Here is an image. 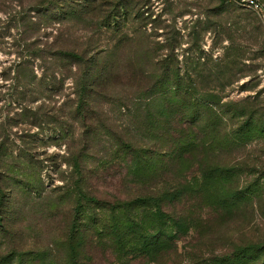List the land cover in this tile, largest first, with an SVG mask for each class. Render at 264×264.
Listing matches in <instances>:
<instances>
[{
	"label": "rangeland",
	"instance_id": "374dc122",
	"mask_svg": "<svg viewBox=\"0 0 264 264\" xmlns=\"http://www.w3.org/2000/svg\"><path fill=\"white\" fill-rule=\"evenodd\" d=\"M19 1L0 0L1 31L9 26L5 16L21 10ZM61 1L64 9L73 3L72 0ZM83 1L80 0L81 4ZM119 1L107 0L111 2L109 10L112 12L108 28L100 24L101 15L90 13L84 22L77 20L74 25L65 22L66 26L63 23L64 33L72 34L81 43L83 37L90 35L92 39H99L98 45L102 48L116 50L119 69L125 70L127 76L142 65L145 51L153 52L161 80L158 89L165 97L173 98L177 93L185 95L183 92L191 95L196 88L192 96L214 95L220 104L236 102L237 108L255 107L257 112V125L242 137L243 144L238 149L247 167L238 172L237 184L240 190L248 187L253 190L249 202L241 200L236 215L231 217L218 215L207 208L200 210L195 226L178 239L176 252L163 264H207L210 259L229 253L232 247L249 243L254 245V264H264V131H261L264 128V0H122L120 8H116ZM22 2L26 8L34 1ZM53 12L49 9L45 16ZM57 26L53 18L46 22L44 31L49 33L48 40L56 33ZM22 29L23 25L16 24L13 19V24L6 29L13 39L8 35L4 37L5 41H13L10 53L4 49L8 43L0 46L2 90L9 80L3 81L1 71L11 64V71L15 70L18 44L24 39L31 40V29L24 31V39L20 38ZM39 32V38L44 39L42 28ZM194 54L199 58L200 66L207 54L212 60H219L225 67L219 79L210 82L204 71H200V78L189 67L180 74H184L180 87L174 88L177 83L172 80L165 81L166 68L170 71L176 67L183 69L184 58ZM30 68L35 79H39L42 70L38 60ZM189 78L197 83L189 84ZM122 82V86L107 87L106 92L110 95H101L95 102H90L91 111L81 121L74 111L76 103L72 100L73 84L69 77L59 89L52 90L42 91L41 84L33 81L31 86L35 93L31 96L37 97L29 96L28 107L35 110L44 105L47 108L39 116L43 122L29 130L35 138V143L27 146L34 154L32 162L21 158L19 166H13V161L5 160L0 168L8 177L6 182L10 188L5 192L7 201L0 221V264H16L14 248L22 250L24 264H63L61 250L66 252V249H61L60 244L65 240L67 226H78L88 222L90 217L109 220L114 202L150 190L151 176L141 178V173L135 176L125 152L114 144V135L124 134L127 128L139 138L140 121L146 112L141 105L140 91L135 87L137 82L132 84V80H128L127 85L125 79ZM189 86L192 89H187ZM102 88L99 90L103 93ZM118 96L125 100L113 101ZM125 102L129 106L128 112L124 106H119ZM18 107L13 101L0 99V120L8 115L5 109L9 108L8 117H11L14 110L20 111ZM258 114L262 117L258 118ZM49 117H55L57 121L62 118L65 124L61 127H56L55 123L47 124L45 121ZM19 125H12L8 130V142L22 148L19 132L15 134ZM84 195L98 198L102 204L100 211L96 212L95 203L89 204ZM102 243L109 245L110 241L103 240ZM99 246L86 250L82 261L109 264L112 260L109 250ZM40 252L47 258L36 260V253Z\"/></svg>",
	"mask_w": 264,
	"mask_h": 264
},
{
	"label": "trees",
	"instance_id": "16d2710c",
	"mask_svg": "<svg viewBox=\"0 0 264 264\" xmlns=\"http://www.w3.org/2000/svg\"><path fill=\"white\" fill-rule=\"evenodd\" d=\"M33 1L25 8L20 0L21 10L15 15L8 14L4 19L9 26L13 24V19L16 24L23 25L19 34L21 39H24L22 34L26 29H31L32 35H29V42L24 39L18 44L20 49L17 50L15 70L11 71V64L1 71L3 81H9L4 90L0 89V99L13 101L19 105L20 111L14 110L13 116L8 117L7 108L4 111L8 115L0 120V168L5 160L13 161V166H19L21 158L32 162L34 157L32 148L27 147L35 143L29 130L31 126L43 122L39 116L47 107L42 105L35 110L28 107V98L35 93L31 86L33 81L39 82L43 91L59 89L64 79L69 77L73 84L72 100L76 103L74 111L81 121L91 111L90 102H95L101 95H110L106 92L107 87L122 86L123 79L125 85L128 80H132V84L137 82L135 87L140 91L143 100L141 105L146 110L140 121L139 138L127 128L124 134L114 135V144L118 150L121 148L125 152L135 176L138 173H141V178L151 176L153 184L150 190L143 194L135 193L122 202H114L109 220L90 217L88 222L84 221L78 226H67L65 240L60 244L61 249H66V252L61 250L63 264H87L82 261L84 252L89 248H99V245L109 250L112 257L109 264H163L176 252L178 239L195 226L198 221L196 215L200 210L207 208L218 215L231 217L236 215L241 200L249 202L253 190L250 187L240 190L237 184L238 172L247 167L238 149L243 144L242 137L248 135L258 123L255 107L237 108L236 102L220 104L219 98L214 95L192 96L196 88H193L191 95L183 92L185 95L177 93L173 98L165 97L158 89L161 80L158 61L153 52L145 51L142 65L127 76L125 70L121 72L119 69L116 50L102 48L98 45L99 39H92L90 35L83 37L81 43L72 34L64 33L65 22H73V25L77 20L78 23L84 22L90 13L101 15L100 24L108 28L112 12L109 10L111 2L107 0H85L82 4L80 0H72L68 9L63 8L61 0ZM121 1L115 4L116 8H120ZM49 9H53V14L45 16ZM51 18L58 26L56 33L48 40L49 33H45L44 29ZM9 26L6 25L4 31L0 30V46L4 42L8 43L7 48L4 46L7 53L13 47L12 40H4L6 35L12 36L6 30ZM41 28L44 39L39 38ZM35 60H38L42 70L39 79H35V74L29 69ZM184 60L183 69L176 67L170 71L166 68L164 71L165 81L177 83L174 88L180 87L181 76L184 75L180 74L189 67L200 78V71H204L210 82L219 79L225 70L219 60H212L209 54L201 63L203 66H200L196 54L186 56ZM175 63H178L176 59ZM193 80L189 78L188 83L195 85L197 82ZM101 86L104 94L99 90ZM36 97L31 96L32 99ZM121 98L118 96L113 101L125 100ZM119 106L129 111L127 102ZM226 111L230 113L226 114ZM261 117L258 114V118ZM45 123H55L56 127L65 124L62 118L57 121L55 117H49ZM18 124L23 126L15 131L16 135L19 132L22 148L8 142V130ZM13 145L17 148L15 153ZM7 180L4 171L0 170V221L7 201L5 192L10 191ZM26 189L29 187L26 186ZM84 200L92 205L95 203L96 212L102 208L100 200L94 196L84 195ZM103 240L110 241L109 245L102 243ZM253 247L252 243L232 247L229 253L210 259L207 264H254L256 257L253 256ZM21 251L13 249L17 256L16 264L25 262ZM36 255V260L47 258L44 252Z\"/></svg>",
	"mask_w": 264,
	"mask_h": 264
},
{
	"label": "built area",
	"instance_id": "2783aa9c",
	"mask_svg": "<svg viewBox=\"0 0 264 264\" xmlns=\"http://www.w3.org/2000/svg\"><path fill=\"white\" fill-rule=\"evenodd\" d=\"M226 1H228V0H226ZM250 3H251L253 6H256V3H255V2L250 1Z\"/></svg>",
	"mask_w": 264,
	"mask_h": 264
}]
</instances>
